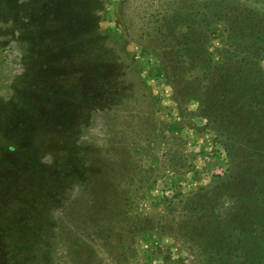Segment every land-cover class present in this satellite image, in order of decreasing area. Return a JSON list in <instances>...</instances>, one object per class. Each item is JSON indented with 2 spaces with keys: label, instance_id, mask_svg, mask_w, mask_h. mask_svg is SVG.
I'll use <instances>...</instances> for the list:
<instances>
[{
  "label": "rangeland",
  "instance_id": "374dc122",
  "mask_svg": "<svg viewBox=\"0 0 264 264\" xmlns=\"http://www.w3.org/2000/svg\"><path fill=\"white\" fill-rule=\"evenodd\" d=\"M187 1L96 0L42 56L0 38V264H200L178 223L238 160L225 128L173 94ZM231 5L205 32L215 62L233 11L264 16L263 0Z\"/></svg>",
  "mask_w": 264,
  "mask_h": 264
},
{
  "label": "trees",
  "instance_id": "16d2710c",
  "mask_svg": "<svg viewBox=\"0 0 264 264\" xmlns=\"http://www.w3.org/2000/svg\"><path fill=\"white\" fill-rule=\"evenodd\" d=\"M94 1L0 0V38L6 45L14 38L23 52L42 56L49 46L61 44L56 39L62 41L73 22H89L99 8ZM230 1L188 0L174 14L175 23L181 20L177 24L186 28L169 70L174 97L196 99L199 114L215 131L225 128L231 158L238 160L231 177L193 194L196 213L179 221L177 230L195 247L200 264H264V75L255 73L264 49V16L249 7L233 11L227 39L233 48L227 62H215L205 32L210 19L233 9ZM165 19L160 16L158 26L165 27ZM45 31L52 34L47 37Z\"/></svg>",
  "mask_w": 264,
  "mask_h": 264
}]
</instances>
